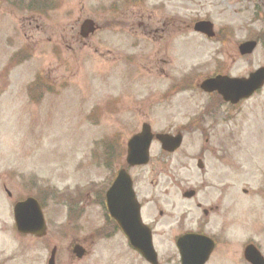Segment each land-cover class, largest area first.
<instances>
[{"label": "rangeland", "instance_id": "rangeland-1", "mask_svg": "<svg viewBox=\"0 0 264 264\" xmlns=\"http://www.w3.org/2000/svg\"><path fill=\"white\" fill-rule=\"evenodd\" d=\"M209 1L212 4L204 11L197 5L200 0H194L190 9L194 19L209 15L215 39L206 41L191 29H179L170 39L154 43L148 29L135 25L128 30L133 16L124 13L123 4L110 7L109 0H66L62 12L49 15V21L39 20V31L23 21L27 13L12 10V0H2L0 264H47L53 249L55 264H147L120 232L105 227L101 208L89 205L78 221L70 204L65 203L67 209L48 205L47 232L39 238L19 236L12 220V201L30 196L61 201V195L69 194L92 201L95 191L106 189L112 172L124 164L126 143L143 123L151 125L153 133L184 136L180 150L169 155H162L154 143L149 164L130 170L145 205L143 217L154 222L160 264L178 263L171 223L183 209L172 208L174 203L168 200L172 193L165 183L173 175L190 184L200 181L190 158L201 151L206 137L237 162L228 168L227 161L223 170L229 201L225 206L234 204L235 209L228 211L226 232L237 235L252 230L264 235V88L235 109L227 105L215 109L211 121L201 123V118H195L207 103L215 108L221 102L216 95L200 91L203 79L219 71L234 78L247 76L264 67V18L254 20L252 9L263 6L264 0ZM170 2L178 6V17L185 18L187 2ZM170 12L167 6L166 15ZM86 19L99 29L82 38L77 26ZM60 35L65 38L61 61L48 56L54 48L48 39ZM255 37L260 43L253 53L239 56L238 44ZM19 51L23 59L11 62V55ZM35 78L38 89L33 100L26 86ZM182 80L190 88L171 92L172 84ZM229 112L231 118L220 122ZM224 139L236 145L225 144ZM99 155L96 163L93 156ZM108 155L110 166L102 162ZM50 188L57 196L46 197ZM242 189L249 195H243ZM160 209L166 217L157 221ZM230 245L234 250L235 244ZM72 246H82L86 253L76 258Z\"/></svg>", "mask_w": 264, "mask_h": 264}, {"label": "flooded vegetation", "instance_id": "flooded-vegetation-1", "mask_svg": "<svg viewBox=\"0 0 264 264\" xmlns=\"http://www.w3.org/2000/svg\"><path fill=\"white\" fill-rule=\"evenodd\" d=\"M12 1V10L15 11L16 14L27 13L28 17L24 18L23 21H29L30 29L32 28L31 26L36 25L35 30L39 31V20L49 21V15L62 12L63 7L65 6L64 2L66 0ZM151 1L152 0H109V6H113L115 8V6L118 7L121 4L125 5L124 13L131 14L134 19L132 22L127 23V29L133 30L135 25L139 29H148V34L151 37L153 36L150 41L154 43L158 40L170 39V37H173L172 34L177 32L179 29H191L194 32V28L196 26L195 24H197V22H210L208 14L207 16H203L201 19H194V11L190 9L193 6L194 0H182L183 2H187L189 5V7L187 6V12H185V18L178 17V6L172 4V2H170L172 0H153V3L149 4L148 2ZM200 1L202 2L197 3V5H199L202 11H204V6L210 8L211 2L209 0ZM2 3V0H0V7H2ZM262 4L263 6L260 7L255 5L252 7L253 13H255L254 20L257 19V16L258 19L259 17L262 19L264 18L261 15V13H264V2H262ZM167 6L171 9V12L168 15H166ZM8 8H10V6H8ZM70 12L71 11L69 10V13ZM117 12H119L118 8L115 13ZM185 13H183V16ZM88 20L94 23L91 19H86L84 22ZM83 23L77 26L80 30V37ZM96 28H98V26L94 23V29L96 30ZM62 37L63 35H60L58 38L48 39L49 46H54L52 50L48 51V56H51L54 60H62L63 55L61 48L64 49V45H62V43L65 40V38ZM202 38L206 41H210L205 36H202ZM133 39L136 40L138 38ZM248 40L259 43L260 39L259 37H255L246 39L242 42H247ZM78 43L79 39H76L75 44ZM58 46H61L60 51L58 50ZM222 75H225V72H223ZM211 115L212 112H205L203 121H211ZM219 120L220 122H225L226 118H220ZM191 130L195 131V127ZM177 133L179 134L180 132ZM177 133L176 135H178ZM223 142L225 144L226 142H229L231 146L236 145L233 140L224 139ZM200 149L201 151H196L194 156L190 158V161H195V174L200 178L199 182H194L193 184L188 182L186 183L184 180L181 181V178H178L177 175H173L169 178V182L165 183L170 188L172 193V197L168 199L174 203L172 208H175L176 205H181L183 206V209L180 211L185 210L184 212H178V214L173 215V222L171 223V231H174V234L172 235L173 243L175 244L178 238L185 234L195 233L203 236V244L201 246L193 244L190 246L191 248L207 249L209 248V245L211 247L209 258L205 264H264V235L255 234L252 230L246 233L238 232L237 235H228L226 232V217L227 215L230 216V212L228 211L230 209L232 212L235 209L232 208L234 204L229 205L231 206L229 209L225 206L229 201H226L225 199L226 183L224 181L225 176L223 174V170L227 169L225 166L227 165V161H230V164L227 165L228 168L237 162L233 161V159L230 160L228 154L225 156L222 149L210 144L208 137L205 138L204 146L202 145ZM163 153L164 152H162V154ZM199 166H201V169H199ZM123 167V165L120 166L119 170L123 169ZM116 173L114 174L110 185L115 179V176L117 175ZM134 190L137 192L136 188H134ZM5 192L7 197H11L10 192L6 189ZM163 192H165V190ZM242 193L245 196L249 195V192L246 189H242ZM95 195L96 197H92V201H75V206L78 212L83 215L90 205L96 208L100 207L104 211V216H108L107 211L103 206L105 205V192L96 191ZM138 200L142 218L145 215V205L140 199ZM15 202L17 201H12V204L14 205ZM231 202L237 203L238 201ZM164 217H166L165 212L160 209L158 211L157 221ZM108 220L112 221L110 218H108ZM153 223L154 222H149L146 225L151 229V227H154ZM111 224L113 229L117 230V226L114 223ZM233 243L235 244L234 250H232L233 245H230Z\"/></svg>", "mask_w": 264, "mask_h": 264}, {"label": "water", "instance_id": "water-1", "mask_svg": "<svg viewBox=\"0 0 264 264\" xmlns=\"http://www.w3.org/2000/svg\"><path fill=\"white\" fill-rule=\"evenodd\" d=\"M212 26L208 23L199 24L196 27L207 36H213ZM93 32L92 23L86 21L82 26L83 37ZM256 46L255 42L242 44L239 49L242 55L251 54ZM264 84V68L250 74L248 79H229L217 77L209 79L201 84V89L206 93L217 92L225 102L232 104L239 100L248 98L253 92L259 90ZM150 129L147 125L143 126L142 133L134 136L127 144L126 162L129 166L145 165L148 162V147L151 141ZM166 150H174L179 144L180 139L171 140L167 136H158ZM107 207L111 217L118 223L124 234L127 236L131 245L138 249L146 261L157 264L156 254L151 245V236L139 221L138 206L132 191L129 176L121 171L106 194ZM29 213V214H28ZM15 220L18 231L24 234H44V222L38 205L32 199H27L25 203L15 208ZM201 243V238L185 236L178 241V249L181 256V264H203L210 251L202 248H191V243ZM79 255V251L75 250ZM49 264H54L53 255Z\"/></svg>", "mask_w": 264, "mask_h": 264}]
</instances>
